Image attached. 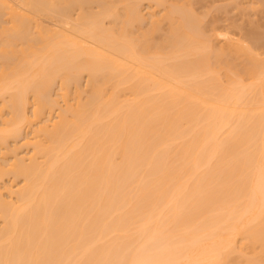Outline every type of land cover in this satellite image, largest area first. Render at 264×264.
Masks as SVG:
<instances>
[{"label": "bare ground", "instance_id": "bare-ground-1", "mask_svg": "<svg viewBox=\"0 0 264 264\" xmlns=\"http://www.w3.org/2000/svg\"><path fill=\"white\" fill-rule=\"evenodd\" d=\"M218 1L0 0V264H264V33Z\"/></svg>", "mask_w": 264, "mask_h": 264}, {"label": "rangeland", "instance_id": "rangeland-1", "mask_svg": "<svg viewBox=\"0 0 264 264\" xmlns=\"http://www.w3.org/2000/svg\"><path fill=\"white\" fill-rule=\"evenodd\" d=\"M213 5L222 7V9H213L212 7L213 10L211 9L210 18H208L211 24L217 28L216 33L228 34L234 38H239L243 32H247V30L252 28L264 33V5L260 1L219 0ZM221 41V44L225 43L224 40ZM244 43L249 44V42ZM257 53L264 58V47L257 50ZM244 83L248 84L250 82L245 80Z\"/></svg>", "mask_w": 264, "mask_h": 264}]
</instances>
